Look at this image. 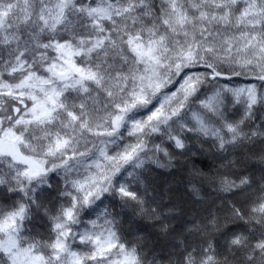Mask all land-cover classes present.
I'll list each match as a JSON object with an SVG mask.
<instances>
[{
	"label": "snow or ice",
	"instance_id": "1",
	"mask_svg": "<svg viewBox=\"0 0 264 264\" xmlns=\"http://www.w3.org/2000/svg\"><path fill=\"white\" fill-rule=\"evenodd\" d=\"M0 264H264V0H0Z\"/></svg>",
	"mask_w": 264,
	"mask_h": 264
},
{
	"label": "trees",
	"instance_id": "2",
	"mask_svg": "<svg viewBox=\"0 0 264 264\" xmlns=\"http://www.w3.org/2000/svg\"><path fill=\"white\" fill-rule=\"evenodd\" d=\"M158 178H159V180H160L161 183H163V181L166 180V178H168V179H170V180L172 179V177L169 176V175L167 174V172H166V171H163V170H161V171L158 173Z\"/></svg>",
	"mask_w": 264,
	"mask_h": 264
},
{
	"label": "rangeland",
	"instance_id": "3",
	"mask_svg": "<svg viewBox=\"0 0 264 264\" xmlns=\"http://www.w3.org/2000/svg\"><path fill=\"white\" fill-rule=\"evenodd\" d=\"M166 181H170V179L166 178V180H164L163 183L166 182Z\"/></svg>",
	"mask_w": 264,
	"mask_h": 264
}]
</instances>
